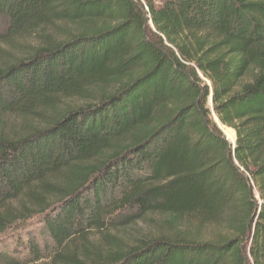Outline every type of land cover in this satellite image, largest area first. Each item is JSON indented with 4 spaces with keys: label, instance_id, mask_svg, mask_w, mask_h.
Instances as JSON below:
<instances>
[{
    "label": "trees",
    "instance_id": "obj_1",
    "mask_svg": "<svg viewBox=\"0 0 264 264\" xmlns=\"http://www.w3.org/2000/svg\"><path fill=\"white\" fill-rule=\"evenodd\" d=\"M0 16V235L43 215L56 248L0 264H264V0H0ZM31 36L18 62L1 50ZM152 214L156 237L122 236Z\"/></svg>",
    "mask_w": 264,
    "mask_h": 264
},
{
    "label": "rangeland",
    "instance_id": "obj_2",
    "mask_svg": "<svg viewBox=\"0 0 264 264\" xmlns=\"http://www.w3.org/2000/svg\"><path fill=\"white\" fill-rule=\"evenodd\" d=\"M161 0H156L157 4L160 3ZM10 22L3 16H0V36H6L9 33ZM151 27H153L151 25ZM52 33V32H51ZM18 45L16 48L7 47L3 45L1 50H6L10 52V58L18 62L22 58L26 56V52L29 50H35L39 48L40 40L36 36L19 38L17 40ZM9 58V59H10ZM211 99V97H210ZM68 104H75L73 106H77L80 104L77 100H66L63 103V107H67ZM212 110L211 105H209ZM9 124H15L16 128L20 127V121L17 119H10ZM14 122V123H13ZM32 126H38L39 122L34 121ZM226 127V126H225ZM256 193V198L259 200V196ZM43 215H35L31 219L22 221L14 225L10 230L6 233L0 235V250L1 251H9L16 258L24 259L28 258L31 255L32 245L37 247L42 252H44L45 256H50L49 252L52 250H56L54 244L50 240L44 224H43ZM161 217L152 214L145 217L143 220L138 221L135 225L128 229L127 233L122 235L123 237L131 236V238H153L156 237L161 231L162 226L160 225ZM97 235L92 234L93 243H97ZM51 264L50 260H43L38 264Z\"/></svg>",
    "mask_w": 264,
    "mask_h": 264
},
{
    "label": "water",
    "instance_id": "obj_3",
    "mask_svg": "<svg viewBox=\"0 0 264 264\" xmlns=\"http://www.w3.org/2000/svg\"><path fill=\"white\" fill-rule=\"evenodd\" d=\"M211 103H212V105H211V107H212V112H213V114H214V109H213V106H214V105H213V97H212V96H211ZM214 118H215V120H216V122H217L219 128H220L221 131L224 133L226 141H227V142L229 143V145H230V153H232V154L234 155V154H235V151H236L237 134H236V141H235V143H234V144H231L230 141L228 140V138H227V136H226L224 130H223L224 125L220 122V120L218 119V117H217L215 114H214Z\"/></svg>",
    "mask_w": 264,
    "mask_h": 264
},
{
    "label": "bare ground",
    "instance_id": "obj_4",
    "mask_svg": "<svg viewBox=\"0 0 264 264\" xmlns=\"http://www.w3.org/2000/svg\"><path fill=\"white\" fill-rule=\"evenodd\" d=\"M209 105H212L211 99H209ZM223 130H224L228 140L230 141V143L234 144L236 141V132L233 129L225 127V126L223 127Z\"/></svg>",
    "mask_w": 264,
    "mask_h": 264
}]
</instances>
